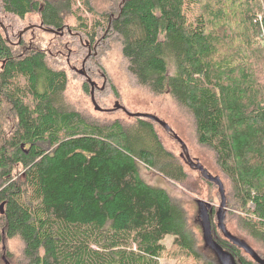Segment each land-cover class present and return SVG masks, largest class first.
Masks as SVG:
<instances>
[{"label": "trees", "instance_id": "16d2710c", "mask_svg": "<svg viewBox=\"0 0 264 264\" xmlns=\"http://www.w3.org/2000/svg\"><path fill=\"white\" fill-rule=\"evenodd\" d=\"M106 2L99 12L97 0H0L10 32L8 39L0 24L1 250L20 238L26 264H161L172 250L184 263L215 264L198 251L186 210L146 182L140 165L179 183L188 180L185 167L196 170L220 203L218 186L165 144L160 123L101 103L121 100L102 60L117 52L134 86L168 94L191 114L194 142L215 154L207 163L184 140L191 157L220 176L228 229L264 258L251 242L264 248V0ZM32 13L53 33H75L84 53L82 68L71 70L83 97L95 82L102 110L92 98L91 111L68 100L72 78L54 50L20 40L13 26ZM212 209L215 240L238 264H259L224 237Z\"/></svg>", "mask_w": 264, "mask_h": 264}, {"label": "rangeland", "instance_id": "374dc122", "mask_svg": "<svg viewBox=\"0 0 264 264\" xmlns=\"http://www.w3.org/2000/svg\"><path fill=\"white\" fill-rule=\"evenodd\" d=\"M96 5H98L97 9L99 10V12H102L104 11L103 8L107 7V2L106 0H97ZM77 6H79V3L74 5V7ZM79 13H81L83 17L88 18L89 23L92 22V14L88 13L87 11H83L82 9L79 10ZM259 18H261V16H259ZM66 19L67 24H69L70 26H76L77 19L75 16H72L71 13L67 14ZM41 20L42 19L39 14L32 13L27 15V17L23 21H18V23L14 26L12 22H7V25L8 27L10 25L13 26V29L17 30L15 31L16 33L19 30L22 31L20 40L22 36L25 35V42L27 47L40 46L41 48H51L52 50H54L55 53H53V55L56 56V58L53 56V61L60 62L61 67L65 68L70 73V76L72 78L70 81L71 85L67 92L68 100L73 101L72 103H77L79 106H85L89 111L93 110L94 107L92 106L91 98H88V96H82L80 90L82 87V79L79 76L80 74H74L71 70L72 68H82L84 53L83 50L79 52L77 50V44H74L73 42V40L77 39L74 36L75 33L70 34L67 33V29L65 30V32L64 30H62V32L60 33H63L64 35L63 37L59 38L56 36L59 31L53 33V31H51L50 29L44 28L41 24ZM17 40L18 38L15 34L14 41ZM107 56L108 54L104 56L102 60L107 66V69L113 78L114 84L118 87L121 100H118L110 95L104 98L101 103L106 104L108 107L114 108L117 102L120 101L119 103H122V105L125 106L129 112H144L159 116L161 119L168 122L180 135V137H182L183 140H188L191 142V146L193 147L196 156L200 157L202 160H205L207 163H211L215 154L209 148L201 147L194 142L196 138L195 123L194 119L186 110V108L177 103L168 94L153 95L143 89L141 90L139 87L134 86L130 81V78L127 75L126 71H124L123 69L125 67V64L124 59L121 57V55L117 54V52H114L108 57ZM101 83L102 82H100V84ZM81 101L84 104H82ZM115 116H124V114L120 112ZM134 121V119H131L128 122ZM160 133L165 144L171 150H173L175 154L180 155L183 152L180 142L175 139L173 134H169L165 129H160ZM185 168L190 171L186 183H179L170 178H167L162 174L156 172L155 170L148 168L142 163L140 165V173L145 181L149 184L165 188L170 194L173 201L181 205L186 210L188 216V224L190 229L195 233L198 241V251L201 253V255L213 260L215 264H230L224 259H220L217 252L212 249L211 246L206 245L205 239L203 237L201 220L199 218V207L196 199H204L211 202L212 207L214 206L215 211L217 212L220 203L218 200L216 189L202 180L196 170H191L188 167ZM230 226L233 229L235 228L232 226V224ZM173 239L174 237L172 235H168L164 239V243L167 246H170ZM251 242L258 249L264 251V248L258 241L251 240ZM172 254L175 257H171L169 255L168 257H165L161 260V264H178L180 262V259L182 261L180 254H176L174 250H172ZM192 262V259L189 260L188 263H184L182 261L183 264H191ZM0 264H26V259L23 255V243L20 238H7L5 240L2 245V250L0 247Z\"/></svg>", "mask_w": 264, "mask_h": 264}, {"label": "water", "instance_id": "95a60500", "mask_svg": "<svg viewBox=\"0 0 264 264\" xmlns=\"http://www.w3.org/2000/svg\"><path fill=\"white\" fill-rule=\"evenodd\" d=\"M0 24L2 25V27L6 33V36L9 39V34H8L7 28L5 27V25L3 23H1V21H0ZM80 73L83 75H86L85 70H80ZM89 81H90L91 86H92L91 98H92V101L95 105V108L97 110H102L103 108L98 104V102L95 99V93H94L95 82L92 81L91 78H89ZM116 109H123V110H125V112H127L130 115L142 116V117H147V118H150L152 120H155L156 122L160 123L167 131H169L170 133H172L174 135V137L180 142V144L182 146V151H183L182 156L187 160V162L192 167L198 169L204 178L215 183L218 186L219 193L221 195V202H220V205H219L217 212H216L217 225H218V228L223 233L224 237H226L228 240H230L233 244L237 245L239 248L243 249L256 262H258L259 264H264V258H262L258 254V252L244 238H241V237L235 235L234 233H232L228 229V227L225 223V216H226V212H227L226 191H225L224 183H223L222 179L220 178V176L212 174L206 167H204V165H202L200 163V161L198 159L194 160L190 155L189 148H188L187 144L185 143V141L178 135V133H176L174 131V129L169 125L168 122L161 119L159 116L149 114V113H144V112H136V113L129 112L126 109V107L123 106L122 104H120L119 102H117V104L115 105L114 108H111V110H116ZM196 201H197V204L199 207V218L201 220V225H202V229H203V237L205 239L206 245L211 246L212 249H214L217 252L220 259H224L225 261H227L230 264H233V263L237 264L235 259L232 258L228 254V252L225 251L222 248V246L214 238L213 230H212L211 215H210V212H212V210H213L212 209V203L207 201V200H204V199H196ZM3 206H4V203L1 204V212L2 213L4 212Z\"/></svg>", "mask_w": 264, "mask_h": 264}, {"label": "flooded vegetation", "instance_id": "af4514ba", "mask_svg": "<svg viewBox=\"0 0 264 264\" xmlns=\"http://www.w3.org/2000/svg\"><path fill=\"white\" fill-rule=\"evenodd\" d=\"M68 29H69V28H68ZM60 30H61V32H62V28H61ZM60 30L56 29V32H57V31H60ZM178 142H179V141H178Z\"/></svg>", "mask_w": 264, "mask_h": 264}]
</instances>
